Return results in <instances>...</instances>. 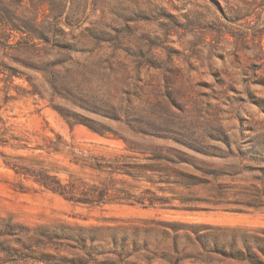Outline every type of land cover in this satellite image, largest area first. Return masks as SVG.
I'll use <instances>...</instances> for the list:
<instances>
[{
  "label": "rangeland",
  "instance_id": "rangeland-1",
  "mask_svg": "<svg viewBox=\"0 0 264 264\" xmlns=\"http://www.w3.org/2000/svg\"><path fill=\"white\" fill-rule=\"evenodd\" d=\"M19 13L35 35L0 40V264H242L216 252L264 239V0Z\"/></svg>",
  "mask_w": 264,
  "mask_h": 264
},
{
  "label": "trees",
  "instance_id": "trees-1",
  "mask_svg": "<svg viewBox=\"0 0 264 264\" xmlns=\"http://www.w3.org/2000/svg\"><path fill=\"white\" fill-rule=\"evenodd\" d=\"M32 2L33 0H0V40L10 42L13 38L17 37V33L35 35V23L32 18L24 15L22 17L19 13L22 6ZM178 164L179 163H177V165ZM36 178L37 182L45 189L71 201H73L72 198H78L81 194L82 198L76 200V202L82 204H106L113 201V199H111L112 195H110L111 190L108 188L101 190L88 187H83L81 189L79 186L76 187L74 185L69 187L64 185L58 178L51 177L45 172ZM118 192L120 193V191ZM118 197H120V195H118ZM131 198L132 197H127V195H125V197L116 200L127 202L130 201ZM147 201L149 204H147ZM133 202L145 207H154L153 205L155 204V201L150 199L134 200ZM253 204H255V208L264 207L262 201H255ZM216 253L222 254L228 260L242 264H264V239L245 236L243 237L241 248L235 246L230 251H220Z\"/></svg>",
  "mask_w": 264,
  "mask_h": 264
}]
</instances>
